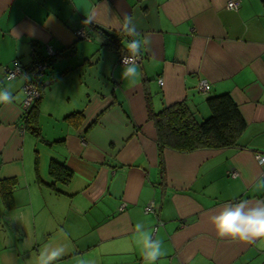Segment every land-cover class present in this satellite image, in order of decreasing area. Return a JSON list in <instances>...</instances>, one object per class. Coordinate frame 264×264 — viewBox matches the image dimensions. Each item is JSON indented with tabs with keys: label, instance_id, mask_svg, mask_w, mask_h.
Masks as SVG:
<instances>
[{
	"label": "crops",
	"instance_id": "crops-1",
	"mask_svg": "<svg viewBox=\"0 0 264 264\" xmlns=\"http://www.w3.org/2000/svg\"><path fill=\"white\" fill-rule=\"evenodd\" d=\"M145 38L138 77L122 78L127 42ZM47 47L38 138L22 118L25 79L4 73L47 59ZM0 88L15 98L0 104V264H39L42 249L60 248L50 264H151L145 237L162 241L156 264H264V241L221 239L210 223L226 203L264 201V0H0ZM222 94L246 124L236 148L160 155L151 114L185 102L200 124ZM73 113L77 128L64 120ZM52 162L72 173L68 185Z\"/></svg>",
	"mask_w": 264,
	"mask_h": 264
},
{
	"label": "trees",
	"instance_id": "trees-1",
	"mask_svg": "<svg viewBox=\"0 0 264 264\" xmlns=\"http://www.w3.org/2000/svg\"><path fill=\"white\" fill-rule=\"evenodd\" d=\"M108 41L116 48L120 45V41L109 38ZM54 59L48 57L42 62L46 63L48 68ZM36 84L41 93L37 80ZM39 100L32 106L25 118L26 127L38 138H40V133L36 125V109ZM206 104L210 114L200 124L196 122L193 112L190 111L185 102L175 103L156 114L150 115L160 155L165 149L179 153H190L199 150L232 149L238 146L246 124L230 96L222 94L208 97ZM64 120L77 128L83 121V115L73 113L66 116ZM49 173L54 182L63 185H68L72 179V173L63 165L55 162L50 164ZM50 188L54 189V184ZM1 193L5 199L11 201L9 192L2 191Z\"/></svg>",
	"mask_w": 264,
	"mask_h": 264
},
{
	"label": "clouds",
	"instance_id": "clouds-1",
	"mask_svg": "<svg viewBox=\"0 0 264 264\" xmlns=\"http://www.w3.org/2000/svg\"><path fill=\"white\" fill-rule=\"evenodd\" d=\"M88 23L92 19L87 20ZM123 30L128 34L135 36L136 27L133 24V19L130 16H125ZM147 38L144 40L133 39L126 44V48L132 54L122 58V64L125 65L121 77L128 79L133 73L138 77V65L135 62V57H138L142 45L147 44ZM132 61V66L128 67L129 61ZM9 79H13V75H9ZM24 79H29L24 76ZM134 81V80H133ZM14 97L7 88H0V104L10 105L14 102ZM258 189H264V180L258 182ZM210 223L213 225L217 236L221 239L227 238L233 242L244 244H256L258 241H264V201L250 202L247 199H240L235 203H226L224 211L210 217ZM137 229L140 225L135 226ZM162 241L148 243V237H145L144 246L148 251L143 253L145 261L156 264V262L166 255V251H161ZM65 251L63 248L51 251L45 255V251H40L38 261L39 264H50V262L59 260ZM79 264H89L84 260H80Z\"/></svg>",
	"mask_w": 264,
	"mask_h": 264
},
{
	"label": "built area",
	"instance_id": "built-area-1",
	"mask_svg": "<svg viewBox=\"0 0 264 264\" xmlns=\"http://www.w3.org/2000/svg\"><path fill=\"white\" fill-rule=\"evenodd\" d=\"M237 2H229L227 4V8L229 9H237ZM75 35L77 39H84V40H90V35L84 30V29H78L75 31ZM47 52L49 57H54V51L51 47H47ZM132 54H122L119 57L118 64L122 67H125V65L122 64V58L125 56H131ZM142 56L139 54L138 57H135V62L137 65L141 64ZM128 67L132 66V61L130 60ZM47 70L46 63L42 62V60H35L31 64L25 66L22 68L17 61L14 62V66L10 70H6L4 73V77L7 81L12 80L9 79V75H13V79L16 77H23L28 76L29 79H25V84L23 87L25 98L22 103V118L26 117L32 106L40 99L41 93L37 88L36 80L38 77L43 74ZM159 84L162 85V79L159 80ZM198 93L202 95H206L210 91V85L206 80H201L198 83L197 86ZM256 160L258 164H264V153L257 154ZM232 178H235L237 176V173L235 171H231L230 175ZM123 207V206H122ZM155 211V203L152 201L148 203L144 209V214L148 215L150 213H153Z\"/></svg>",
	"mask_w": 264,
	"mask_h": 264
}]
</instances>
